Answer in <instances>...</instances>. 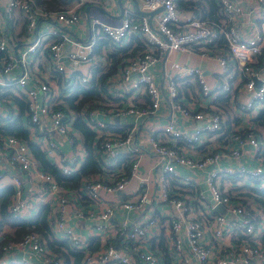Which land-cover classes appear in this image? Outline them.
<instances>
[{"label": "built area", "instance_id": "obj_1", "mask_svg": "<svg viewBox=\"0 0 264 264\" xmlns=\"http://www.w3.org/2000/svg\"><path fill=\"white\" fill-rule=\"evenodd\" d=\"M71 1L72 5L65 10H47L38 7L34 0H0V52L4 54L0 58V118L7 117L13 110L3 101V91L15 88L26 100L27 120L24 124L40 149L65 175L76 172L85 159L86 151L71 120L63 110L53 108L60 96V88L57 83L53 84V80L58 73H62L70 83L77 78L86 82L92 77L94 50L101 35L122 45L133 33H138L145 41V48L125 59L119 80L124 90H139L147 96L148 101L128 106L120 113L133 116L136 120L154 117L166 99L173 107L179 108L184 117L203 123L192 133H186L173 122H168L149 135L147 144L139 145L134 142L132 131L123 136L104 132L107 126L105 120L99 118V112L91 111L88 124L96 132L95 139L99 141L98 151L103 157L105 175L84 177L77 195L67 193L53 175L39 169L38 161L23 139L14 135H0V151L6 152L9 164L18 171L10 178L14 186L9 207L11 214L21 216L23 211L33 209L34 203L41 201L46 194L52 199L54 230L68 237L75 248L84 250V264H159L161 258L148 245V230L157 226L158 222L153 214L145 219L139 218L150 202L148 180L138 175L141 153L148 147L160 160L158 200L171 207L168 215L169 243L178 255L175 264H264V247L255 240L258 232L256 215L243 202L225 194L215 174L208 176V198L197 191L194 198L198 203L201 200V213L194 216L188 215L192 206L189 197L182 195L178 189L179 182H175L172 175L166 176L167 173L175 174L177 165L202 168L221 158L237 159L246 145L257 151L261 149V141L249 126L230 132V139L222 150H209L198 158L185 154L180 148L181 142L177 144V141L197 145L206 134L217 137L223 134L226 128L225 111L215 101L222 93H230L232 100L235 98V78L241 80L248 95L245 101L237 105L241 113L246 114L259 104L264 106L262 30L255 27L251 36H241L235 20L244 9L237 0H218L221 14L217 21L202 19L193 11L180 10L176 0H138L141 13L126 7L119 24L106 23L98 18L88 20L89 35L85 40H80L70 29L79 24L78 8L88 0ZM254 3L252 14L256 19L264 20V0H254ZM159 8L161 10L150 19L143 13ZM133 16L140 17L138 23H133ZM221 36L226 41V49L215 47ZM209 45L211 48L207 47ZM195 46L201 49L202 54L213 56L218 62L220 74L217 84L210 85L201 68L182 66L175 74L168 76L165 82L167 93L163 95V87L156 80L153 68L168 51H185L195 49ZM41 57L45 59L44 63ZM183 78L198 84L200 94L210 101L211 109L208 112L193 111L182 106L178 80ZM56 136H60L63 142H59ZM168 136L175 140L174 144L166 142ZM121 155L132 156L127 174L118 169H109L116 165ZM225 172L238 177L239 182L262 181L264 160L255 166L241 164L229 167ZM34 176L38 178L40 192H44V196L25 193V182L30 183ZM133 177L138 179L133 197L121 195L102 210H96L95 205L101 202L104 194L124 191ZM183 183L195 189L192 180L185 179ZM79 194L88 199L93 207L85 210L81 205L75 206V219L94 221L97 234L106 236L108 233L111 239L96 249L90 248L69 222L67 207L77 202ZM216 205H222L225 213L215 212ZM116 207H121L126 215L113 222ZM208 221L211 223L210 244L203 240ZM226 235L230 239L226 249L211 245L212 241ZM241 236H248V240L240 239ZM5 249L9 254L13 249L33 254L44 264H64L36 232L25 234L19 242L10 243ZM19 264L33 262L22 257Z\"/></svg>", "mask_w": 264, "mask_h": 264}, {"label": "crops", "instance_id": "obj_2", "mask_svg": "<svg viewBox=\"0 0 264 264\" xmlns=\"http://www.w3.org/2000/svg\"><path fill=\"white\" fill-rule=\"evenodd\" d=\"M237 1L243 6L244 9L243 13L235 20V25L241 36H251L255 30V27H259L264 33V20H258L256 19L255 15L252 14L254 12L255 6L254 0ZM126 7L130 8L133 12H142L140 11L138 0H88L78 8L81 20L78 25L70 29V32L78 39L85 40L89 35L88 20L98 18L99 20L106 23L119 24L121 17L123 16V9ZM147 16L150 19V16ZM124 43H127V41ZM195 47L197 49L191 48L185 51H168L164 54L163 58L158 61L155 68H153V74L156 77V80L160 86L163 87V95L167 93L165 82L168 79V76L170 74H175L179 67L182 66L201 68L209 84L212 86L217 84V78L220 74L218 62L213 56L202 54L203 52L200 48H198V46ZM41 61L44 63L45 59L41 57ZM262 71L264 72V67ZM120 72L121 66L118 68L116 73L109 77L107 91L110 95H112V97L121 98L123 103L118 104L117 102H113L112 98H104L99 102L104 106L102 108L93 109L99 112V118L105 120L106 125H109V129H105L104 132H108L114 136H121L124 133L127 134L128 132L132 131L134 134V142L138 143L139 145H143L147 144V139L151 133H154L157 129L161 128L168 122H173L176 127L186 133H192L197 127L202 125L203 122L201 120L184 117L181 114V110L177 107H173L166 99L163 100L161 109L154 117L140 118L136 120L130 115L123 116L120 111L128 106L141 103L143 95L139 90H124L121 81L119 80ZM188 81L190 82L188 83L189 86L187 88L188 95L181 94L179 92L180 99L183 104L182 106L193 111L208 112V110L211 109L209 99L203 97L200 94L199 86L192 88V86L196 84L194 81H191V79ZM240 81L241 80H239V78H235L233 82L235 88V98L233 100L232 98L229 100L230 113L225 112V130L227 129L229 132H236L242 129L244 126L251 127L262 143L261 149L257 151L252 146L246 145L243 148L242 155L237 159L221 158L218 162L208 164L202 168H188L187 166L177 165L175 174L167 173L166 176L172 175L171 177L174 178L175 182H179L180 186H178V189L181 191V194L189 197V201L192 206L188 213L189 216H194L201 213V200L198 203L194 197H196L197 191H199L200 194L204 196V198L209 197L208 176L210 174H215L217 183L222 190L227 187H233L234 185L238 186L247 182L253 185L251 180L239 182L238 177V180L233 182L231 178L234 176L226 173L225 169L229 167H237L241 164L255 166L264 160V125H257L253 120L258 115L260 109L264 106L259 104L254 110H251L246 114H243L239 111L237 107L238 103L245 101L248 96L247 92L243 88V83ZM56 83L54 78L53 84L57 85ZM56 137L59 142H63L60 136ZM79 139L83 146L80 136ZM174 141L175 140L172 137H167L166 142L168 144H174ZM179 142H181L180 148L183 150V152H185V154L193 158H198L209 150H222V148L227 143V138L225 135L217 137V135L214 134H206L202 137L201 142L197 145H188L182 141H177V144ZM0 173L3 175L0 177V186L12 185L10 178L18 173L17 169L9 164V159L5 151H0ZM160 174L161 168L159 158L150 150V148H145L141 153V166L138 175L145 177L148 180V193L150 202L146 206L145 213L140 214L139 218L145 219L150 214L154 215L158 225L148 230V245L151 246L155 253L161 258L159 264H175L178 255L172 249L169 243L168 215L171 211V207L169 204L158 200V193H160ZM185 179L192 180L195 185V189H192L190 186L183 183ZM137 183V177H133L130 180V184L124 191L104 194L101 202L95 205L96 210H102L107 204L111 203L113 200H116L121 195L124 197H133V191ZM223 184L225 187H222ZM259 186H264V180L260 182ZM40 191L41 189L39 180L36 176H34L32 181L29 183L28 190H25V193H39L41 196H44L45 193ZM77 197V202H72L67 207L69 222L73 225L75 231L83 238V240L89 243L90 247H97L101 246V243L110 242L111 239L108 233L106 236L97 234L94 221H91L88 218H83L81 220L75 219L73 215L75 206L81 205L85 210H89L93 207V204H91V202L85 197L80 196V194ZM51 200L52 199L47 197L45 194V197H43L41 201L34 203L33 209L31 208L23 211L21 216L27 218L34 215L40 203H49L52 207ZM252 207L258 212L260 218V220L257 222L258 232L255 240L258 241L262 247H264V241L262 240L261 236L262 234H260V222L261 224L264 223V213L263 211L257 209L255 204H252ZM221 213H225V210ZM125 215L126 213L121 207H116L112 221L117 222L124 218ZM210 226L211 223L208 221L203 232V240L208 244H210L211 241ZM56 233L57 238L62 237L61 234L58 232ZM228 244H230V239L227 235L220 240H214L211 242V245L214 248L219 247L221 250L226 249ZM22 257L31 259L33 264H44L40 258L34 256L33 254L27 252L24 253L17 249H13V251L8 255V262H15L19 264V261Z\"/></svg>", "mask_w": 264, "mask_h": 264}, {"label": "trees", "instance_id": "obj_3", "mask_svg": "<svg viewBox=\"0 0 264 264\" xmlns=\"http://www.w3.org/2000/svg\"><path fill=\"white\" fill-rule=\"evenodd\" d=\"M34 1L38 7L47 10H65L72 5L71 0ZM176 3L180 10L193 11L202 19L217 21L220 18L221 12L218 0H176ZM133 18L134 24L140 20L138 16H133ZM13 35L16 37L15 33ZM215 44L217 49L227 48L226 41L222 36L218 38ZM207 47L211 48V45ZM144 48L145 41L138 33H133L127 43L122 45L115 44L106 36L101 35L94 50L92 77L89 80L84 82L77 78L70 83L62 73H58L55 77L60 88V96L59 101L54 103L53 108H60L67 115L68 120H71L72 127L82 139L86 151L85 159L76 172L65 175L59 166L50 161L40 149L33 136L30 135L28 127L24 124L27 120L26 100L15 88L5 89L2 94L6 106L13 107V110L11 109L7 117L0 118V135H14L23 139L27 143L31 154L38 161L39 169L53 175L59 186L67 193L74 192L77 195L84 177L96 174L105 175L103 157L98 151L99 141H96V132L88 124L91 111L94 108H102L104 105L99 102L104 98H112V101L118 104L123 103L121 98L112 97L107 91L109 77L118 71V68L127 57ZM3 55V52H0V58ZM188 80V78L178 80V90L181 94H187L188 83H190ZM196 86L198 87L197 83L192 88ZM229 100L230 93H222L215 103L223 108L225 112L230 113ZM147 101V96L143 95L141 103L145 104ZM253 120L257 125H264V107L260 109ZM105 129H109V125ZM123 135H126V133L121 136ZM223 135H225L228 142L230 139L229 130H224L221 136ZM131 162V155H121L117 158L116 165L109 167V169H118L127 174ZM231 179L233 182L238 180L237 177ZM252 182L253 185L247 182L242 185L227 187L223 191L231 199L241 201L250 208L251 212L256 215V224H258L260 218L252 204H255L257 209L264 213V186H259L261 180L256 179ZM222 187H225L224 184ZM13 196V185L0 186V264H17L8 262L9 252L5 248L10 243L19 242L29 232L38 233L49 250L59 256L64 264H84L85 252L83 249L75 248L72 241L66 236L57 238V233L53 227V211L49 203H40L36 213L30 217H15L9 209ZM240 239L248 240V236H241ZM262 240L264 241V233ZM90 248L96 249L98 246Z\"/></svg>", "mask_w": 264, "mask_h": 264}, {"label": "water", "instance_id": "obj_4", "mask_svg": "<svg viewBox=\"0 0 264 264\" xmlns=\"http://www.w3.org/2000/svg\"><path fill=\"white\" fill-rule=\"evenodd\" d=\"M138 10V9H137ZM161 8L157 9V10H153V11H148V12H143L145 15H149L150 17H152L155 13H157L158 11H160ZM24 188L27 191L29 188V183H25L24 184ZM214 210L218 211V212H223L225 210V208L222 205H216Z\"/></svg>", "mask_w": 264, "mask_h": 264}, {"label": "rangeland", "instance_id": "obj_5", "mask_svg": "<svg viewBox=\"0 0 264 264\" xmlns=\"http://www.w3.org/2000/svg\"><path fill=\"white\" fill-rule=\"evenodd\" d=\"M42 62H43V61H42ZM55 83H56V81H55ZM58 93H59V92H58ZM260 229H261L260 234L263 235V233H264V223L261 224V222H260ZM262 235H261V236H262Z\"/></svg>", "mask_w": 264, "mask_h": 264}]
</instances>
